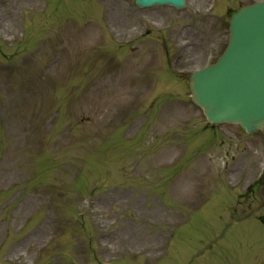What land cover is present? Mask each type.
<instances>
[{"label": "rangeland", "instance_id": "374dc122", "mask_svg": "<svg viewBox=\"0 0 264 264\" xmlns=\"http://www.w3.org/2000/svg\"><path fill=\"white\" fill-rule=\"evenodd\" d=\"M10 1L13 0L0 6V26L18 35L19 43L11 45L10 49L16 50L17 60L28 64L11 77L0 70V264H69L73 261L91 264L92 255L84 250V232L78 234L80 241L76 248L72 243L76 240L68 232L74 226L70 218L84 214L82 222L94 238L88 240L95 246L97 232L91 226L93 212L109 233L118 234L120 244L134 249L145 239L138 235L140 221H146L147 225L142 227L146 230L150 227L152 233H158L155 231L158 226L162 234L169 231L170 236L156 260L141 257L137 263L127 257L114 261L102 256L109 264H264V224L252 217L241 219L240 213L235 212L233 207L239 190L232 189L225 181L220 160L211 159L219 156L221 137L191 129L185 136L186 151L171 141L174 131L179 135L181 132L176 130L181 118L176 115L171 118V109L177 102L185 100L181 110L187 121L203 120L189 103L188 89L174 88L176 83L165 70L153 66L142 69L136 65L135 62L148 58L150 45H142L141 52L132 54L133 48L117 49L109 38L105 45L104 25L102 31L99 29L104 21L107 31L120 39L119 42H125L141 31L143 22L153 27L148 21L135 23L136 17H148L154 24L151 35L156 37L162 33L168 43L173 45L174 42L177 47L179 67L173 73L180 75V72L189 73L203 67L224 46L227 10L262 0H208V4L207 0H185L183 11L169 7L140 11L132 8V2L120 0H39L41 4L35 9L16 1L9 7L17 9L16 13L24 17L16 21L4 10ZM212 3H216V9L211 14L207 8ZM71 38L74 43L70 42ZM44 43L47 45L41 49ZM70 43L73 44L71 50L62 53L59 69L48 71L45 75L51 80L42 83L37 76L38 68L47 61V65L50 64L52 51L67 49ZM92 44L104 45L96 58L101 69L120 70L123 75L113 72L110 87L105 74H97L95 83L90 84L94 89L91 95L82 98L83 87L90 82L86 80L87 67L90 76L95 71L90 52ZM145 50L148 54L142 57ZM10 52L0 55V67L23 68L9 60ZM131 54L135 62L130 59ZM68 57L70 59L66 60ZM160 78L163 85L152 96L157 98L152 108L145 105L141 109L134 108L129 106L132 103L125 106L139 88L127 90L123 86L147 84L152 87ZM70 90L74 91L67 96ZM173 91L180 96H171ZM121 110L127 113L115 119L113 126L102 130L103 139L97 144L89 143L91 148L84 162L83 151L87 150L88 142L98 140L105 120L118 116ZM219 132L224 133L226 144L230 143V151L240 149L235 160L238 166L244 167V177L238 186L242 190L258 176L259 171L254 166L264 134H255L248 140L234 126H222ZM232 132L237 138L241 136L240 141L232 137ZM246 142L250 143V148H246ZM173 147H180L181 156L165 159L174 154ZM153 155L157 161L155 158L156 164L152 165ZM144 156L146 166L140 164ZM84 163V171L77 176L72 189L59 187L74 167ZM202 166L213 173L207 187L194 176ZM36 171L41 172L39 180L30 182ZM189 178L195 180L194 186L201 195L187 191L185 180ZM95 181L98 188L92 192ZM118 189L123 191H116ZM127 190L137 195L144 193L149 202L141 196L129 198ZM88 194L90 198H84L83 202L89 204L84 206L80 199ZM44 198L53 201L54 226L59 231L49 236L47 244L43 241V232L47 229L42 226L48 214ZM255 204L251 203V208ZM84 207L86 210H81ZM251 215L264 216V211L256 209ZM83 223L78 228L82 229ZM47 231H53L51 225ZM103 232L106 233L104 229ZM54 240L57 242L50 246ZM26 244L32 248L27 250ZM45 244L48 248L37 253L34 247ZM61 250L63 258L51 260L50 255ZM93 252L95 259H103L98 252Z\"/></svg>", "mask_w": 264, "mask_h": 264}, {"label": "water", "instance_id": "95a60500", "mask_svg": "<svg viewBox=\"0 0 264 264\" xmlns=\"http://www.w3.org/2000/svg\"><path fill=\"white\" fill-rule=\"evenodd\" d=\"M143 1L144 2H149V0H143ZM249 47L250 46H245V45L242 46L243 49H247ZM236 54L240 56L241 55V51L240 50L237 51ZM238 61H239V58L238 59L236 58L234 60H227L222 66H219L216 69L205 73V75L207 77L202 79V86H201L202 97L204 99H206L209 102L210 101L217 102V104H223L225 101L228 100L227 98H224L222 100V98L223 97H227L228 95H231V94H228V92H227L231 87L227 86L224 89H222L221 86H223L225 84V80L227 82L235 80L236 83H238L239 82V78L234 73L224 74L223 72H224V70H226L228 68H233L234 69ZM262 92L264 94V91H262ZM218 96H220L221 99H219ZM231 100L235 101V102L238 101V99H236L234 97V95L231 96ZM210 110H212V109L210 108ZM261 111H262L261 107H257V108L254 109V112H252V114H250L249 117H252L253 119L250 120V122H248V124H244V126L246 127L247 130L252 131V130H255L258 127L262 126V124H263L262 120H260L259 122L255 123V120H256V116L255 115L257 113H260ZM211 113L214 116H218L219 115L220 117H225V115L221 114L220 111H215L214 110ZM235 119L238 121V118H235ZM228 120H233V117H230Z\"/></svg>", "mask_w": 264, "mask_h": 264}, {"label": "bare ground", "instance_id": "6f19581e", "mask_svg": "<svg viewBox=\"0 0 264 264\" xmlns=\"http://www.w3.org/2000/svg\"><path fill=\"white\" fill-rule=\"evenodd\" d=\"M46 225V222H44V226ZM96 227H97V229L98 230H100L101 229V226H99V225H97L96 224ZM47 230H45L44 232H43V235L44 234H46L45 232H46ZM156 240H158V238H156ZM101 241V240H100ZM120 242V240L118 239V238H115V240L114 239H111L109 242H105V241H101V242H99V248H100V250L102 251V252H105L106 254H108V255H110V254H112V253H115V252H118V251H126V250H129V251H131V246H128V245H122V244H120L119 243ZM158 247H159V244H151L150 246H149V248L151 249V250H153V251H155V250H157L158 249ZM18 253H16V255H17Z\"/></svg>", "mask_w": 264, "mask_h": 264}]
</instances>
